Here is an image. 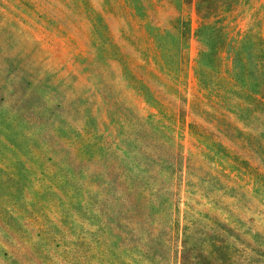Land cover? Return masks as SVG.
<instances>
[{
  "label": "rangeland",
  "instance_id": "obj_1",
  "mask_svg": "<svg viewBox=\"0 0 264 264\" xmlns=\"http://www.w3.org/2000/svg\"><path fill=\"white\" fill-rule=\"evenodd\" d=\"M185 2L0 0V264H48L51 256L75 264L55 238L65 231L73 244L80 237L76 210L104 193L100 179L108 171L114 190L129 199L131 210L118 214L124 219L146 200L140 185L161 193L162 208L180 196L179 231L169 207L146 219L145 230L129 231L124 220L113 238L121 252L144 237L167 263L181 249L193 198L203 213L195 214L199 232L192 236L231 239L225 224L264 243V186L240 163H263L248 146L254 127L227 111L224 105L240 112L232 93L206 99L196 75L202 67L213 84L220 75L223 85L255 88L257 74L244 77L233 57H249L264 37V0H210L209 26L199 35L196 0ZM201 128L222 147L202 143ZM223 147L240 161L228 160ZM72 189L80 206L69 202Z\"/></svg>",
  "mask_w": 264,
  "mask_h": 264
},
{
  "label": "trees",
  "instance_id": "obj_2",
  "mask_svg": "<svg viewBox=\"0 0 264 264\" xmlns=\"http://www.w3.org/2000/svg\"><path fill=\"white\" fill-rule=\"evenodd\" d=\"M193 2L194 0H186L185 3L191 5ZM210 6V0H196V12L200 20L197 29L198 35L209 26L207 19L211 16ZM186 29L187 33L185 36L189 39L192 31L189 19L187 20ZM257 38L258 41H254L253 50L249 57L237 58L235 55L233 57V61L237 59L240 61L242 66L241 73L244 77L248 76L252 78L257 74L254 83L255 88H249L247 84L246 88H243L237 82H228L223 85L220 75L215 76L217 80L213 84L212 76H205L203 73L205 69L202 67L196 68V75L206 99H210L211 103L213 99L223 101V99L227 98V94L232 93L235 97H231V100H233L234 106L240 109V112L233 106L224 105L227 111L235 113L244 126L254 127L253 133H248L247 141L248 146L261 156L263 163L260 166L253 167L245 159L240 161V157H233L229 150H226L224 147L223 152L228 160L240 161L241 164H244L249 174H253V171H255L256 176L260 177L262 186H264V172L261 171V168L264 166V141H262L264 139V37L257 36ZM205 52V49L200 51V55H204ZM209 60L207 64L215 68L216 62ZM235 86H239L241 88L240 91H234L233 87ZM194 128L195 125L192 124L191 129L193 130ZM237 130L240 134L243 133L242 130L238 128ZM196 135L202 143L208 144L213 151L222 147L218 136L207 129L201 128L199 132L196 131ZM92 147L99 148L100 150L103 148V146L99 145V142H95ZM152 149L155 150L154 147ZM95 150L92 149V154H95ZM238 168L241 169L240 166ZM100 182L102 185L105 184L103 186L104 193H100L97 197L85 199L83 205H81V209L76 210L79 219H83L82 221L79 220L82 226V232L79 233L80 237L71 244L70 240L72 237L69 238L66 232L63 231L59 237L55 238L58 250L62 253H69L71 256L70 261L75 264H96V261L98 264H162L158 256L154 254L159 253L160 249H156L151 241L145 243L144 237L141 238L142 244L137 243L131 247L127 246L122 252L118 250L117 243L113 238L116 228L118 226L122 227L124 220L125 226H130L129 231L137 229L145 230L143 229L147 227L145 220L150 218L154 220L158 219L157 214L159 211L162 209L166 210L168 207L169 210L173 208V215L175 213V217L173 216L174 228L177 226V230L179 231L181 229L179 224L181 214L180 196L175 193V197H169L162 208L160 205V203L162 204V200L160 202L159 197H155L161 196V193L153 187L149 189V193H146V187L149 185L147 183L145 186L140 185L138 189L145 196L146 200L138 209H132L133 213L124 219V217H119L118 214H122L123 211L128 212L131 209L127 207L129 203L127 196L125 194H118L117 190H114L115 173H110V171L104 172ZM124 192L127 193V190L124 189ZM78 194V189H72L69 194L70 204L80 206ZM189 199L191 198L188 196V201ZM124 200L127 203H123ZM192 202L194 204L186 202L181 249L175 248L173 255L169 256V261L165 264H264V248H262V245L264 247V243L259 240L258 236L252 235V238H258L256 240L258 245H255L251 239L243 237L238 233H233L232 229L225 224L222 225V228L231 232V239L223 238L220 235H210L208 232H204L205 236L203 234V236L199 237L192 236L199 232L195 225V214L203 213V211L198 210L194 206L197 203L196 198H193ZM73 218L77 219L75 216ZM208 218L211 220V217ZM42 228L43 226L40 225V229ZM151 235L157 238L155 233L151 232ZM152 249L154 250L151 251ZM50 260L48 264H60L56 256H51Z\"/></svg>",
  "mask_w": 264,
  "mask_h": 264
}]
</instances>
